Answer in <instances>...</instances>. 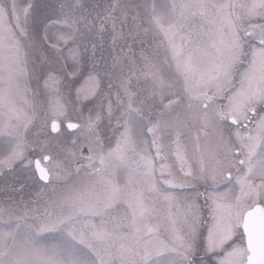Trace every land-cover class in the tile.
I'll return each instance as SVG.
<instances>
[{"label":"rangeland","instance_id":"obj_1","mask_svg":"<svg viewBox=\"0 0 264 264\" xmlns=\"http://www.w3.org/2000/svg\"><path fill=\"white\" fill-rule=\"evenodd\" d=\"M255 205L264 0H0V264H243Z\"/></svg>","mask_w":264,"mask_h":264},{"label":"water","instance_id":"obj_2","mask_svg":"<svg viewBox=\"0 0 264 264\" xmlns=\"http://www.w3.org/2000/svg\"><path fill=\"white\" fill-rule=\"evenodd\" d=\"M69 130L77 128V124L68 123ZM58 126L52 125V131L56 132ZM34 167L38 178L47 182L49 173L38 161ZM242 230L245 236V244L248 251L247 260L244 264H264V209L260 205L254 206L244 215Z\"/></svg>","mask_w":264,"mask_h":264},{"label":"flooded vegetation","instance_id":"obj_3","mask_svg":"<svg viewBox=\"0 0 264 264\" xmlns=\"http://www.w3.org/2000/svg\"><path fill=\"white\" fill-rule=\"evenodd\" d=\"M208 98H212V97H210V96H208ZM231 121V120H230ZM232 122V121H231ZM235 123V122H234ZM45 167H46V165H45ZM47 168V170H48V173L50 174L51 173V169L50 168H48V167H46ZM50 176H51V174H50Z\"/></svg>","mask_w":264,"mask_h":264}]
</instances>
